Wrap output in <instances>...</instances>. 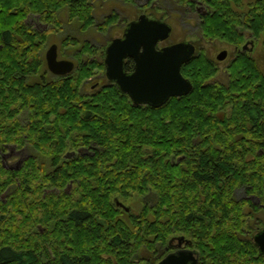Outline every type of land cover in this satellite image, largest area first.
Wrapping results in <instances>:
<instances>
[{"label": "flooded vegetation", "instance_id": "af4514ba", "mask_svg": "<svg viewBox=\"0 0 264 264\" xmlns=\"http://www.w3.org/2000/svg\"><path fill=\"white\" fill-rule=\"evenodd\" d=\"M106 1L110 2V9L105 17L116 15V18L105 27L104 31L97 29L98 26H102L103 19L101 22L94 20V24L86 29L81 28L79 24V34L87 33L93 26L96 28L91 38L79 39L69 34L67 26L66 29L63 28L62 23L58 28L53 29V25L40 21L37 15L26 13L22 18V29L27 38H22L20 30H17L12 34L14 39L9 38L8 41L5 40L4 10L0 1V167L10 172L6 176L7 179L0 183V186L5 185V188L0 191V220H3L4 216H13L12 223L17 224L20 236L29 237L32 241L33 254L34 241L38 234L43 238L62 239L65 237L64 232L72 225L70 220L82 226L86 220L90 221L89 224L93 222L94 215L98 214L99 221L96 223L105 225L108 221L112 229V220L115 221L116 215L127 214V216H133L136 221H140L141 215L146 214L144 210L145 205L149 203L150 187L145 180L132 181L137 187L135 190L144 191L141 196L132 194L130 200L124 202L112 195L113 209L112 205L106 209L101 201L86 200L84 193L85 191L99 193L102 189H108L111 186L112 190L123 186L127 190H134L131 188V178L124 185V175L147 166L148 152L130 154L112 152L111 160H103L102 157H106L107 154L98 150L96 141L89 135H79L78 131L68 128L70 127L68 116L74 120L78 118L86 120L91 116L89 113L91 106L85 103L86 99H90L108 85L112 84L117 88L115 83L110 82L104 74V49L112 39L122 37L127 24L137 20L140 15L164 21L170 26L167 39L158 41L155 44L156 50L180 41L192 43L194 54L189 61L200 56L210 69H214L213 74L203 84L221 87L223 91L219 103L215 107H210L207 112V116L214 123L213 131L209 133L215 136L206 133L202 137L197 135L191 137L194 150L190 157L185 158L184 155H179L171 158V163L176 164L178 169L189 171L188 174L200 173L203 169L198 157L210 159L214 154L223 160L227 167L226 172L243 174L249 172L251 165L254 166L253 172H257L260 158L264 159V53L260 41L245 30L242 31L244 33L239 43L202 36L199 30L200 21L211 9L199 2H191L194 5L193 8L183 7L196 21L195 33L187 40H172L173 26L167 19L169 14H167V7L162 4L164 0H118L121 2V11L131 9L126 11L129 14H126L124 21L120 17L123 12L112 8V0H99V4ZM173 4L181 7L174 0ZM94 7L95 5H92V10ZM65 22L69 25L67 19ZM115 27H121V33L112 37L110 32ZM36 31L45 33L43 42L41 39H35ZM53 34H60L63 38L58 44L48 45V38ZM30 35L33 36L32 40ZM69 39H73V42L70 43ZM210 43L217 44L213 52H209L207 48ZM53 44L56 47V59L71 62L72 69L69 72L57 74L49 70L45 54ZM85 44L92 48L84 51ZM6 46L13 52H17L16 57H13L11 64L7 66L4 56ZM141 50L140 47L139 51ZM219 54L222 58H218ZM92 62L95 66L88 72L89 75L83 78L82 69L91 67ZM100 63L103 69L100 68ZM240 66L246 69L240 71ZM236 69L237 72L234 71ZM123 71L129 75L135 71V61L132 57L124 58ZM76 73L82 76L76 85V95L81 103L56 102L55 105L47 103L44 97L50 98L52 93L48 95L49 92L58 91L56 87L66 86L69 77ZM234 73L238 75L237 78H233ZM7 78L19 84L10 87L7 82L6 86ZM22 82L28 87H21ZM119 92L122 93L120 90ZM36 93L42 98L44 115L38 113L41 105L33 102ZM122 94L127 96L129 102L125 105L127 108L145 110L148 107L157 108L162 105L154 107L146 103H133L128 95ZM144 116H146V110ZM190 124L195 126L197 122L193 120ZM6 130L9 132L8 136H6ZM216 133L221 135L217 136ZM197 149L201 151L197 152ZM117 156H126V158ZM132 158L136 160L133 161ZM235 160L238 161L237 164ZM73 168H77L78 173L82 175V182L77 183L78 186L73 183L72 178H68ZM37 174L40 176L37 177ZM53 176H55V184L52 182ZM204 180V183L198 185L207 187V182L210 180L206 176ZM14 193L19 199L7 200V197L13 196ZM46 196L47 199L44 198ZM77 196H80L77 200H68V197ZM231 196L240 202L244 221L238 236L249 238L253 242V236L264 230V200L246 184L235 187ZM89 204H100L101 211L89 208ZM74 214H77L79 222L72 217ZM144 220H146L145 217ZM191 245V240L184 234H175L170 236L166 243L160 242L155 247L159 250L158 259L153 255L152 250L144 246H140L135 255L138 259L144 258L157 262L167 253L191 250L196 257V264H199L198 253ZM52 250L62 251V249L49 248V253ZM256 250L263 257L257 247ZM101 254L105 257L107 255Z\"/></svg>", "mask_w": 264, "mask_h": 264}, {"label": "trees", "instance_id": "16d2710c", "mask_svg": "<svg viewBox=\"0 0 264 264\" xmlns=\"http://www.w3.org/2000/svg\"><path fill=\"white\" fill-rule=\"evenodd\" d=\"M0 1L4 10L6 41L9 38L14 39L12 34L17 30H20L22 38H27L22 29V18L26 13L37 15L40 21L53 25V29L61 24L57 17L61 10L66 11L68 23L76 20L83 29L93 25L95 20L90 0ZM174 1L185 8H193L191 2H199L211 9L200 21L199 30L202 36L239 43L242 41L244 33L242 31L245 30L260 41L264 53V0ZM115 18L116 15L104 17L102 26H98L97 29L104 31L110 20L114 21ZM34 36L35 39H41V42L46 37L45 33L39 31H36ZM30 39H33L32 35ZM69 40L70 43L73 42V39ZM90 48L92 46L84 45V51ZM5 49L7 66L11 64V59L16 57L17 52H13L7 46ZM99 65L103 69L102 63ZM90 66L82 69L83 78L89 75L88 72L95 66L94 62ZM244 69L246 67L240 66V71ZM180 71L192 85L190 92L179 97H170L157 108H146V116L144 109L125 107L129 104L127 96L120 93L112 84L95 93L90 99H86L85 103L91 106L89 118L74 120L68 116L70 126L68 128L78 131L79 135H89L96 141L98 150L107 154L106 157H102L103 160H111L112 152L117 154L148 152L147 166L125 174L123 181L125 185L129 178L131 182L142 179L150 187L149 203L145 205L146 214L141 215L142 219L136 221L133 216L127 214L116 215L115 221L112 220V229L108 221L105 225L96 223L99 221L98 214L94 215L93 222L89 224L90 221L86 220L82 226L70 220L72 225L64 232L65 237L62 239L43 238L38 234L34 241L33 254L34 247L30 238L20 236L17 224L12 223L13 216H4L3 220H0L2 222L0 264H155L156 261L138 259L135 255L136 250L144 246L152 250L158 259L159 250L155 247L160 242L166 243V240L175 234H184L191 240V247L198 253L199 264H264L263 257L257 253L252 240L238 236L244 221L240 202L231 196L235 187L246 184L264 200V159L260 158L257 172H253L254 166L251 165L249 172L243 174L226 172L227 167L223 160L214 154L210 159L198 157L203 169L200 173L188 174L189 171L178 169V166L170 161L179 155L190 157L194 150L191 137L196 135L202 137L206 133L214 135L209 133L213 131L214 123L207 116V112L210 107H215L219 103L223 93L221 87L203 84L213 74L214 69H210L200 56L183 64ZM234 71L237 72V69ZM237 77L238 75L234 73L233 78ZM81 78L78 73L74 74L69 77L66 86L56 87L58 91L49 92L48 95L52 93L50 98L44 99L54 105L56 102L81 103L76 95V85ZM7 82L10 87L19 84L10 78L6 79V86ZM21 87L28 86L22 82ZM33 102L41 105L38 113L44 115L45 110L39 94L36 93ZM193 120L197 122L195 126L190 124ZM8 135L9 132L6 130V136ZM234 162L238 163L237 160ZM8 174L10 172L0 167V183L7 179ZM39 176L37 174V177ZM205 176L210 181L207 182V187H201L198 184L205 182ZM81 177L77 168H73L72 173L68 175L76 186L82 182ZM52 182L55 184V176ZM133 182L132 191L127 190L125 186L112 190L111 186L99 193L85 191L84 196L89 201L103 202L106 209L112 205L113 209L112 195L125 202L130 200L132 194L141 196L144 193L139 189L135 190L137 187ZM4 188L5 185H1L0 191ZM12 195L8 196L7 200L19 199L16 193ZM79 198L80 196L68 197V200ZM89 208L101 211L100 204H89ZM113 214L112 210V216ZM72 217L78 221L77 214ZM49 248L62 251L52 250L49 253ZM101 253H106V257Z\"/></svg>", "mask_w": 264, "mask_h": 264}, {"label": "water", "instance_id": "95a60500", "mask_svg": "<svg viewBox=\"0 0 264 264\" xmlns=\"http://www.w3.org/2000/svg\"><path fill=\"white\" fill-rule=\"evenodd\" d=\"M169 33L170 26L166 22L140 15L127 24L122 37L114 38L106 45L104 74L133 103L156 107L170 97L190 92L191 84L181 75L180 67L194 54V46L188 41H180L156 50L155 44L167 39ZM125 57L135 61V71L130 75L123 71ZM45 58L53 73L63 74L72 69L70 61L56 59L54 44L47 49ZM253 243L264 257V230L253 236ZM155 264H196V257L191 250H177L167 253Z\"/></svg>", "mask_w": 264, "mask_h": 264}, {"label": "rangeland", "instance_id": "374dc122", "mask_svg": "<svg viewBox=\"0 0 264 264\" xmlns=\"http://www.w3.org/2000/svg\"><path fill=\"white\" fill-rule=\"evenodd\" d=\"M90 1H91V4L93 6L95 5V7L92 10V13H93V16H94L96 22H101L102 19L105 17V15H108V13H109L110 2L106 1V2H103L102 4H99V0H90ZM139 3H141V2H139ZM162 4H163V6L167 7L166 8V10L168 11L167 14H169L167 16V19L170 22V24L173 26L171 39L172 40H180V39L187 40L188 38H190V36L193 33H195V31H196V23H195L196 21H195V19H193V17H191V14H189L187 12V10H185L182 6L179 7L176 4L174 5L173 0H164L162 2ZM112 8L113 9L116 8L117 10L121 11V9H120L121 8V2L118 0H112ZM129 10H131V9H129ZM129 10L121 11V12H123L120 15V17H122V21H124V19L126 18V14L127 15L129 14V12H126ZM57 17L61 21V23L63 24V28L66 29V26H67L68 33L72 34L73 36L78 37L79 39L91 38L95 33L96 28L93 26L88 30L87 33L79 34L78 33L79 22L76 20L69 22V25H67L65 22L67 19L65 10H61ZM111 21L112 20H110V22ZM119 22H121V21H119ZM58 26H57V28H58ZM120 30H121V27H115V29H113L110 32V35L112 37L118 36V34L121 33ZM62 38L63 37L60 34L50 35L48 38V45H50L51 43L58 44ZM216 46H217L216 43H210L209 45H207V48H208L209 52H213V50Z\"/></svg>", "mask_w": 264, "mask_h": 264}]
</instances>
